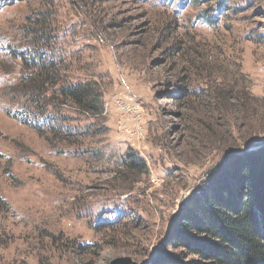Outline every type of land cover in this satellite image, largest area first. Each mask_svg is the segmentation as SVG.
<instances>
[{
    "label": "rangeland",
    "instance_id": "rangeland-1",
    "mask_svg": "<svg viewBox=\"0 0 264 264\" xmlns=\"http://www.w3.org/2000/svg\"><path fill=\"white\" fill-rule=\"evenodd\" d=\"M42 16L41 51L95 84L99 115L13 88ZM261 144L264 0H0V264H210L177 216Z\"/></svg>",
    "mask_w": 264,
    "mask_h": 264
},
{
    "label": "trees",
    "instance_id": "trees-1",
    "mask_svg": "<svg viewBox=\"0 0 264 264\" xmlns=\"http://www.w3.org/2000/svg\"><path fill=\"white\" fill-rule=\"evenodd\" d=\"M42 17L29 21L26 32L31 28L27 34L31 35L29 43L37 50L31 55L15 50L10 54L20 61L19 79L13 88L28 97L34 103L33 108L42 111L58 103L69 104L83 114L99 115L103 108L95 84L66 83L63 61H49L47 57L52 58L53 54L44 55L41 51L44 45L50 44L45 31L47 23ZM48 116L45 114V120L37 122L50 132L62 134L63 128L54 122L57 117L50 116L54 120L49 121ZM132 165L135 164L131 162L129 166ZM177 219L182 240L187 235L208 237L204 247H191L206 262L264 264V144L234 153L219 174H213L182 205ZM176 261L170 258L168 264H177Z\"/></svg>",
    "mask_w": 264,
    "mask_h": 264
}]
</instances>
